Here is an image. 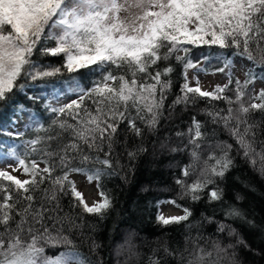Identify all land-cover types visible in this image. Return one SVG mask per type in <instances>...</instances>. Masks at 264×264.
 <instances>
[{"label":"snow or ice","instance_id":"obj_1","mask_svg":"<svg viewBox=\"0 0 264 264\" xmlns=\"http://www.w3.org/2000/svg\"><path fill=\"white\" fill-rule=\"evenodd\" d=\"M205 48L194 58V49ZM209 65L226 83L205 90L200 74ZM257 81L264 84V0H0V110H10L13 126L29 113L34 133L21 144L0 140V162L13 161L12 172L27 177L0 170V264H103L81 250L95 230L85 214L108 215L115 196L106 182L130 184L149 145L157 166L173 167L177 154L188 162L175 165V198L156 201L182 210L158 211L156 222L182 225L183 246L165 240L147 264H243L241 249L264 256L228 221L261 233L264 226L226 200L222 186L237 157L264 179V87L256 92ZM49 87L47 95L31 91ZM21 94L44 101L43 111L21 103ZM201 101L206 106L197 109ZM165 123L172 131L161 136ZM0 135L23 137L3 127ZM74 175L95 184L98 201L86 203ZM179 200L219 204L223 219L215 208L195 219ZM205 224L215 231L205 233ZM98 247L92 239L90 251Z\"/></svg>","mask_w":264,"mask_h":264},{"label":"trees","instance_id":"obj_2","mask_svg":"<svg viewBox=\"0 0 264 264\" xmlns=\"http://www.w3.org/2000/svg\"><path fill=\"white\" fill-rule=\"evenodd\" d=\"M201 51L207 54L208 50L206 48L194 49V58H198ZM49 59L55 60L57 58ZM208 68V72H211L214 70V65H209ZM83 71L86 72L87 70ZM63 79H67V74ZM174 79L176 80L175 91L178 92L180 78L174 77ZM172 98H169V103ZM18 99L29 108L43 111L41 104L44 101L33 104L31 100L22 94L19 95ZM205 106V102L201 101L197 105V109ZM198 118L201 120L206 119L202 115H199ZM185 121H187V117H185ZM11 123L10 110L8 112L0 110V127L10 131L7 126L11 125ZM187 126V122L181 125L185 129ZM168 131H172V129L165 123L161 128V136ZM20 133H23L22 138L0 135V140L21 144L22 139H28L34 135L28 128L23 129ZM220 138L229 139L227 134L223 132H221ZM150 139L155 140L156 138L150 137ZM173 140H175L174 134ZM19 151L22 153L23 149L21 148ZM165 159H171V157ZM187 162L188 157L186 155L177 154L173 160V167L169 168L166 165L157 166L152 162L151 145H149V154L142 157L141 163L138 165L135 176L130 184H124L118 178L106 182V190L115 196V207L108 215L101 220L96 216L85 214L86 220L94 225L95 230L89 229L87 231L91 239L83 240L81 250L86 255L91 256L93 260L102 261L103 264H147L152 250L158 248L165 240L169 241L173 247L177 243L182 247L184 242L183 233L185 231L183 226L170 225L167 228H162L158 225L156 214L160 206L157 208L156 201L175 198L176 185L174 184V175L179 174V167L175 165H183ZM236 162L237 167L229 174L226 184L222 185L226 188L225 199L241 208L249 219H254L257 224L264 226V179L256 176L239 157H237ZM245 183H251L255 187V191L246 189ZM144 188H147L148 191H143L142 189ZM236 192H240L244 196L243 201L235 200ZM69 199L70 197H65L63 200L66 206ZM178 203L192 207L195 219H200L201 213L213 215L214 208L217 210L215 213L217 218L223 219V214L219 211V204L209 205L206 202H201L192 205L185 200H179ZM65 210L69 209L66 207ZM76 211L79 212L80 209H76ZM228 222L241 232L252 248L264 250V233H261L259 229L250 230L239 220ZM214 231L215 225L205 224V233H213ZM132 233H135V235H132ZM92 239L99 245L95 254L90 251ZM129 240L134 245L131 249L129 248ZM48 251L51 254L53 250L49 249ZM133 253H139V255H133ZM157 255L162 257V250ZM240 259L243 261V264H264V256H256L243 249L240 252Z\"/></svg>","mask_w":264,"mask_h":264},{"label":"rangeland","instance_id":"obj_3","mask_svg":"<svg viewBox=\"0 0 264 264\" xmlns=\"http://www.w3.org/2000/svg\"><path fill=\"white\" fill-rule=\"evenodd\" d=\"M237 65H239V61H237ZM201 67H203V65H201ZM193 71H195V70H193ZM189 75L191 77V73ZM235 76L240 78L241 80L244 79L243 73L240 71H236ZM200 81H201L202 87L205 90H211L217 84L226 83V78L223 74H220V73L213 74V71H211V72H207V74L201 73L200 74ZM193 83H195V82L193 81ZM261 87H264V84H261L259 81H257V83L255 85L256 92H259ZM50 90L51 89L49 87V88H45V89H34L31 91H34L36 94H40L41 92H43V94L47 95L50 92ZM72 98H75V97H72ZM256 102L258 103L259 101H256ZM28 115H29V113H24L22 116H20L18 119H16L15 126H13V124L11 123V125L7 126V128L11 132H14V133L15 132H21L23 129L27 128L26 125L28 123ZM8 164L14 165V162L13 161L0 162V170L9 171L12 175H14L20 179L27 178L22 174V170L17 171V172H12L11 168L8 167ZM40 167L42 168L43 165L41 164ZM72 178L75 180L78 190H80L83 193L86 203L91 205L94 201L99 200V194H98V191L96 190L94 183L89 184L87 182L86 177H84L82 175H74ZM160 212H162L166 217L170 216V214H172V213H174V215H182L183 214V212L180 211L178 208H172V206L167 205V204L160 205Z\"/></svg>","mask_w":264,"mask_h":264}]
</instances>
